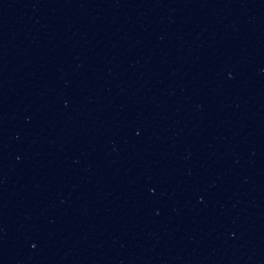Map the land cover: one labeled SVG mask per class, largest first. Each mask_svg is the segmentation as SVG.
I'll return each mask as SVG.
<instances>
[{
	"label": "water",
	"instance_id": "1",
	"mask_svg": "<svg viewBox=\"0 0 264 264\" xmlns=\"http://www.w3.org/2000/svg\"><path fill=\"white\" fill-rule=\"evenodd\" d=\"M0 264H264V25L0 0Z\"/></svg>",
	"mask_w": 264,
	"mask_h": 264
}]
</instances>
